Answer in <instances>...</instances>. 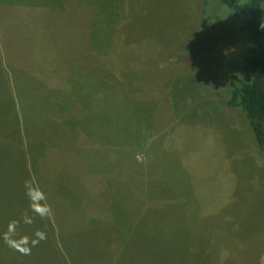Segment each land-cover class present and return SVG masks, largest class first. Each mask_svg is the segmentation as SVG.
<instances>
[{
  "label": "rangeland",
  "instance_id": "1",
  "mask_svg": "<svg viewBox=\"0 0 264 264\" xmlns=\"http://www.w3.org/2000/svg\"><path fill=\"white\" fill-rule=\"evenodd\" d=\"M207 1L210 31L219 4ZM198 4L114 0L109 20L100 0H0V136L9 146L4 124L26 125L20 154L30 141L63 237L76 247L83 238L81 250L71 247L82 264H264V159L240 109L202 113L226 99V78L198 62L184 72L178 57L202 29ZM201 35L203 47L217 38ZM174 119L196 130L175 136ZM20 154L0 152V264H57L49 233L27 245L30 255L4 242L12 221L17 240L42 232ZM93 214L130 220L121 260L111 236L78 228Z\"/></svg>",
  "mask_w": 264,
  "mask_h": 264
},
{
  "label": "trees",
  "instance_id": "2",
  "mask_svg": "<svg viewBox=\"0 0 264 264\" xmlns=\"http://www.w3.org/2000/svg\"><path fill=\"white\" fill-rule=\"evenodd\" d=\"M100 1L101 3H105L104 15L110 20L111 13L114 11L112 6L114 0ZM217 1L219 8L213 6L216 10L214 12L215 19L213 23H210L212 29L209 31L204 30L209 26V23L205 19L207 16L205 11H208L211 6L207 0H199V19L201 20L202 16L203 19L201 21L199 20L198 23L200 22L199 25L202 29H198V25L193 28V32H191L188 40L184 43L183 51L187 52V55H179L178 57L182 61L184 72L186 71L185 67H189V65L192 64V67L196 65L198 69L216 72L226 78L228 81L226 99L219 102L216 106L207 105V109L202 113L217 117L223 109H240L257 144V155L259 158L264 159V27H262L264 26V0ZM208 32L209 34L214 33L217 38H214L215 40L213 41H206L203 47L204 38H202L201 34H207ZM244 40L246 41L243 42ZM107 58L108 56L105 55L104 59ZM194 62H198L199 65ZM130 92L132 95L140 93L138 89L130 90ZM11 95L10 97H12ZM14 95L16 98L15 92ZM11 102L12 110L14 107L13 100H11ZM161 113L163 114L162 111ZM12 115L15 117L14 112H12ZM174 121L176 120L174 119ZM201 122L200 120L195 121V123L206 125L205 122ZM68 126L76 127L77 123H68ZM4 128L6 132L10 134L7 139L9 146H5L4 138L0 136V152L6 153L7 150L13 152L14 155L20 154V148L24 146V138H27L26 125L21 128L19 120L12 119L9 124H4ZM50 128L52 129V124H50ZM175 128L177 131L175 136L183 138V136H185L184 132L190 128L196 130V125L192 124V122L184 121L181 123L177 122ZM201 128L206 133L207 129L204 126ZM22 129L25 131L22 132ZM2 130L3 129L0 127V135H2ZM185 137L188 139L187 136ZM197 140L203 142L199 136ZM141 141L142 139L139 143ZM29 145L27 154L30 155ZM39 147L46 150L48 146L45 148V145L41 143ZM29 155L24 154L23 157L25 156L29 180L33 181L34 186L38 188L34 196L37 198V201L41 204H46L51 209V205L47 202V196L37 181L39 167L37 164H34V159ZM37 158L41 164L44 163L46 159L43 155ZM42 158H44V160ZM41 196L43 199H41ZM197 197L199 200L196 201L200 202L201 198L198 194ZM201 201L204 204H209L208 202H203V200ZM172 206L178 210L181 207L180 204ZM95 214L92 215V218L89 216L80 224L77 223L78 228L82 233L102 232V234L111 236L113 241L108 247L112 249L113 245L118 243L120 250L117 251L115 249L114 254L118 255L116 260L118 258L121 260L122 256L120 254L124 253V249L130 244V238L133 237L130 220H125L124 217L118 219L117 216L115 217L113 215H111L110 218L103 215L105 217L104 219H95ZM34 221L42 232L51 235L53 246L57 252L55 261L57 264H67L66 262L69 264H82L79 259L80 257L75 256L71 251V247H76L75 243L63 237L60 221L52 211H50L47 216H39ZM148 242L147 237L140 238V241H138L137 244L135 243L136 245L134 244L136 250L141 247H147ZM82 245L83 238L81 237L77 242L75 252H78V249H80Z\"/></svg>",
  "mask_w": 264,
  "mask_h": 264
},
{
  "label": "clouds",
  "instance_id": "3",
  "mask_svg": "<svg viewBox=\"0 0 264 264\" xmlns=\"http://www.w3.org/2000/svg\"><path fill=\"white\" fill-rule=\"evenodd\" d=\"M264 27V26H262ZM25 189H26V196H28L30 201V209L34 212H36L41 217L47 216L51 209L46 204H41L39 201L36 200L34 193L38 191V188L34 186V182L31 180L25 181ZM41 199L43 197L41 196ZM32 221L25 217V223H31ZM19 222L12 221L9 224L8 231H6L3 234L4 242L11 248L19 251L23 255H30L31 254V248L27 245L30 243L32 246H35L38 244L41 240H44L45 234L43 232L37 231L35 233V239H31L27 236L20 237L19 240H17L15 237V228L18 225ZM24 245V246H22Z\"/></svg>",
  "mask_w": 264,
  "mask_h": 264
}]
</instances>
